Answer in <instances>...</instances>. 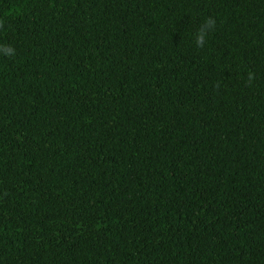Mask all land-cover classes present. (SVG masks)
<instances>
[{"label":"trees","instance_id":"obj_1","mask_svg":"<svg viewBox=\"0 0 264 264\" xmlns=\"http://www.w3.org/2000/svg\"><path fill=\"white\" fill-rule=\"evenodd\" d=\"M0 46V264H264V0H0Z\"/></svg>","mask_w":264,"mask_h":264},{"label":"clouds","instance_id":"obj_2","mask_svg":"<svg viewBox=\"0 0 264 264\" xmlns=\"http://www.w3.org/2000/svg\"><path fill=\"white\" fill-rule=\"evenodd\" d=\"M216 26V20L214 18L209 17L200 27L198 33L195 35V44L198 47H203L207 36L210 31H212ZM0 52L6 55H15V50L9 46H0ZM253 79V74L249 73L248 80L249 83Z\"/></svg>","mask_w":264,"mask_h":264}]
</instances>
